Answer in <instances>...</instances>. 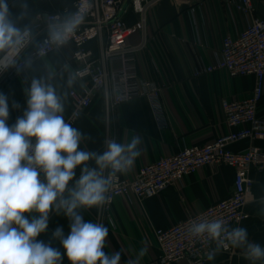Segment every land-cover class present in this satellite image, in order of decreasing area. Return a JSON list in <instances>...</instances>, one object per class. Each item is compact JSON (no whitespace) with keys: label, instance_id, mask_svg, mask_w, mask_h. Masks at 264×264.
<instances>
[{"label":"crops","instance_id":"obj_1","mask_svg":"<svg viewBox=\"0 0 264 264\" xmlns=\"http://www.w3.org/2000/svg\"><path fill=\"white\" fill-rule=\"evenodd\" d=\"M74 0H28L29 16L25 22L33 23L38 16L71 8ZM23 0H9L13 12H19ZM207 4L211 22L200 38L205 40L206 48L192 49L197 40L196 26H201L199 3ZM255 15L264 19V0H252ZM191 9H195L194 16ZM127 24H133L138 16L129 8L123 15ZM244 25L241 15L231 21L225 13L223 0H162L151 7L147 13L145 46L137 55V72L141 78L155 81L161 87L165 126L159 129L152 118L145 98H135L120 104L112 111L110 134L121 143L130 142L137 133L142 137L141 155L133 168L123 174L131 178L144 164L160 157L177 153L184 147L201 146L228 132L220 102L224 98L242 99L252 90L254 79L251 76L231 77L223 70L195 77L193 69L197 66V57L208 64L214 60L212 53L220 49L225 35H234ZM140 36L134 35L129 43L137 44ZM87 47L97 52V42ZM74 46L71 43L55 49L43 58L27 59L25 66L10 80L0 78V92L21 108L11 109L9 124L22 115L25 105L23 90L30 86L33 78H44L51 83L60 95L66 94L64 118L69 114V92L79 90L85 82L74 74ZM75 80L68 86L69 76ZM257 115L264 118V96L258 104ZM83 133L91 136L81 147L88 150L103 151L105 139V121L102 101L95 98L91 105L73 124ZM264 152V140L253 141ZM246 146L239 143L233 146L238 150ZM254 185L248 197L245 211L249 215L241 223L247 228L249 239L264 246V217L258 214L261 207L259 198L264 197V169L252 170ZM234 170L226 166H204L184 182L169 185L158 195L143 201H129L122 197L113 200L110 209L111 220L97 216V208L84 211L86 221L103 223L109 229L106 252L121 251V264L134 259L139 251L146 249L141 264H159V248L155 240V228H167L177 221L196 214L210 205L225 199L232 190ZM62 226L68 233V221L62 215H52L49 232L40 239L49 240L51 231ZM54 247L59 243L54 241ZM63 264H69L67 258ZM171 264H186L179 260ZM208 264H250L242 250L228 255L219 252L214 261ZM259 264V262H258Z\"/></svg>","mask_w":264,"mask_h":264},{"label":"clouds","instance_id":"obj_2","mask_svg":"<svg viewBox=\"0 0 264 264\" xmlns=\"http://www.w3.org/2000/svg\"><path fill=\"white\" fill-rule=\"evenodd\" d=\"M90 9L83 0L75 11L48 18L47 42L67 45ZM28 16V0L19 12L9 0H0V73L15 68L22 53L40 43L33 24L25 22ZM74 80L70 75L69 87ZM23 92L26 106L13 124L8 123L10 111L21 105L13 101L10 109L9 97L0 92V264H63L65 258L69 264H121V251H105L108 227L86 221L83 212L110 202L114 179L129 172L141 155V135L127 143L107 139L103 151L82 148L92 138L65 120L66 94H58L44 78H33ZM259 202L258 214L264 217V197ZM53 214L67 219L69 231L57 226L46 242L40 237L49 232ZM187 232L214 245L209 261L234 248L250 264H264V246L250 240L245 227L200 217L188 221ZM145 253L142 248L126 264H141Z\"/></svg>","mask_w":264,"mask_h":264},{"label":"built area","instance_id":"obj_3","mask_svg":"<svg viewBox=\"0 0 264 264\" xmlns=\"http://www.w3.org/2000/svg\"><path fill=\"white\" fill-rule=\"evenodd\" d=\"M125 1L88 0L91 9L86 21L69 42L74 46L73 74L85 84L79 90L69 92L71 109L65 120L73 125L95 98L101 99L105 121L104 142L112 139V111L131 99L145 98L155 125L159 129L165 126L161 87L151 79L141 78L136 65L137 55L145 46L147 13L162 0H131L128 8L122 12ZM82 2L74 0L71 8L38 16L32 24L39 45L28 47L17 66L0 73V78L10 80L25 66L27 59L43 58L58 49L46 39L48 18L75 11ZM198 5L201 26H196L197 22L193 18L198 34L197 40L191 44L193 51L206 48L199 32L211 22L207 4L201 2ZM223 6L231 21L241 15L244 25L234 35L222 38L220 49L212 53V62L205 64L198 56L193 75L197 77L223 70L231 77H253L254 84L248 96L242 99L224 98L220 102L228 132L210 143L184 147L175 154L144 164L131 178L118 174L109 193L110 202L97 209L99 218L111 220V204L117 197L143 201L158 195L169 185L184 182L186 176L201 167L232 168V190L225 199L170 227L154 229L160 252L156 260L159 264H171L179 260H185L186 264H208L207 253L214 245L207 240L192 238L187 232L188 221L200 217L222 218L232 227L241 226L249 216L245 206L254 185L251 172L264 169L263 149L252 143L264 140V118L257 115L258 104L264 96V19L255 15L252 0H223ZM129 8L138 16L133 24H127L123 19ZM195 13L196 10L191 9L192 16ZM137 34L140 41L134 45L129 43V39ZM92 41L97 42V52L87 47ZM239 143H246V146L233 149ZM235 251L234 248H228L220 252L232 255Z\"/></svg>","mask_w":264,"mask_h":264},{"label":"water","instance_id":"obj_4","mask_svg":"<svg viewBox=\"0 0 264 264\" xmlns=\"http://www.w3.org/2000/svg\"><path fill=\"white\" fill-rule=\"evenodd\" d=\"M130 2H131V0H126L124 2L123 7H122V12L125 11L128 8Z\"/></svg>","mask_w":264,"mask_h":264},{"label":"rangeland","instance_id":"obj_5","mask_svg":"<svg viewBox=\"0 0 264 264\" xmlns=\"http://www.w3.org/2000/svg\"><path fill=\"white\" fill-rule=\"evenodd\" d=\"M182 1V0H181ZM180 2V1H179Z\"/></svg>","mask_w":264,"mask_h":264}]
</instances>
